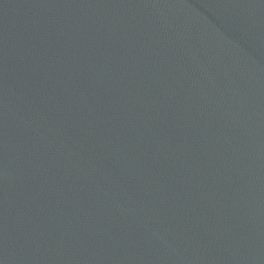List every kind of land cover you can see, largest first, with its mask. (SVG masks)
Listing matches in <instances>:
<instances>
[{
	"label": "water",
	"instance_id": "95a60500",
	"mask_svg": "<svg viewBox=\"0 0 264 264\" xmlns=\"http://www.w3.org/2000/svg\"><path fill=\"white\" fill-rule=\"evenodd\" d=\"M0 264H264V0H0Z\"/></svg>",
	"mask_w": 264,
	"mask_h": 264
}]
</instances>
